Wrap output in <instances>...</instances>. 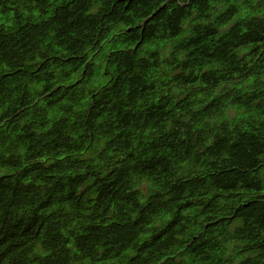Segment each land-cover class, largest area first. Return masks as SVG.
Instances as JSON below:
<instances>
[{
  "label": "trees",
  "instance_id": "16d2710c",
  "mask_svg": "<svg viewBox=\"0 0 264 264\" xmlns=\"http://www.w3.org/2000/svg\"><path fill=\"white\" fill-rule=\"evenodd\" d=\"M0 264H264V0H0Z\"/></svg>",
  "mask_w": 264,
  "mask_h": 264
}]
</instances>
